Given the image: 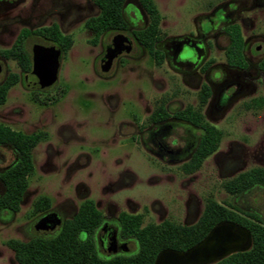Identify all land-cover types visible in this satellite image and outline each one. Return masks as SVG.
Here are the masks:
<instances>
[{
  "label": "rangeland",
  "instance_id": "1",
  "mask_svg": "<svg viewBox=\"0 0 264 264\" xmlns=\"http://www.w3.org/2000/svg\"><path fill=\"white\" fill-rule=\"evenodd\" d=\"M225 1L153 0L162 40L169 43L194 34L201 17ZM249 3L254 5L241 13L245 21L241 30L251 42L253 35L264 34V0ZM97 14L92 0H0V50L10 48L20 30L51 24H57L73 42L61 54L58 75L50 88L39 92L26 87L25 74L15 61L0 56V85L10 74L19 76L0 105V124L27 135L43 133L32 150L33 171L27 177L19 211L0 214V264H17L4 246L7 240L28 241L37 236L32 226L39 216L34 215L33 204L40 197H47L51 211L62 217L71 216L81 201L89 199L102 212L116 207L141 214L144 224L170 221L183 226L195 224L207 199H213L255 213L264 224V188L230 196L222 186L241 172L264 168V110L243 108L250 99L264 95L262 74L246 80L249 91L255 87L253 92L225 102L215 113L208 99L202 109L204 120L222 131V138L200 169L186 175L180 166L187 161H171L169 155L160 158L150 150L157 152L161 146L181 151L200 131L169 120L173 126L151 141L150 115L160 104L171 115L188 106L196 108L201 87L225 79L227 41L219 37L221 47H216L215 40L207 38L208 48L197 65L164 60L157 67L132 36V31L147 23L138 0H125L128 30L106 32L93 45V33L84 23ZM117 34L127 37L131 48L114 60L109 72L102 73L100 60ZM35 45L52 47L30 36L25 41L30 58ZM157 49L162 51L160 45ZM195 56L194 50H188L180 59L194 60ZM231 90L223 88L222 96L229 97ZM15 158L11 148L0 147V168Z\"/></svg>",
  "mask_w": 264,
  "mask_h": 264
},
{
  "label": "trees",
  "instance_id": "2",
  "mask_svg": "<svg viewBox=\"0 0 264 264\" xmlns=\"http://www.w3.org/2000/svg\"><path fill=\"white\" fill-rule=\"evenodd\" d=\"M98 14L88 18L84 27L93 33L91 43L96 45L99 38L106 32H125L128 24L123 16L125 0H92ZM147 17L146 25L132 31L135 42L146 49L157 67L164 61L163 53L156 48L162 39L160 15L153 0H138ZM226 32L230 44L224 53L225 62L232 67H245L242 56L243 40L237 25L229 26ZM36 36L50 43L61 54L65 55L73 42L70 35L63 34L57 24L35 30L22 29L10 48L0 50V56L15 61L23 74L31 71V59L25 49V41ZM19 80L16 74H10L0 85V105L6 101L9 89ZM39 92V91H38ZM199 103L196 108L188 106L174 113L203 131L199 145L190 160L180 166L181 171L192 174L200 169L203 161L219 147L222 131L204 120L202 109L210 96L207 85H203L198 94ZM249 110H264V96L250 99L243 104ZM169 117L167 109L160 104L150 115L152 123H159ZM43 137V133L23 134L0 124V145L10 146L16 153V161L1 175L4 193L0 197V212L7 210L18 212L20 202L27 189V177L33 171L32 150ZM223 188L230 196H237L253 187L264 188V168L254 167L241 172L223 183ZM50 208L47 197L38 198L33 204L34 215L43 213ZM100 219L92 200H85L79 205L77 214L67 220L61 231L53 238L35 237L27 242L14 239L7 240L4 246L13 253L17 264H153L162 250L185 251L199 241L220 222H231L246 229L252 238L251 248L243 253H236L215 264H264V224L261 218L251 212L239 210L227 204L222 205L213 199H207L197 222L191 226L163 221L159 224H147L141 227L142 215H120L123 232L133 235L139 244L138 252L132 257L116 258L101 262L91 245L78 242L79 232L91 233Z\"/></svg>",
  "mask_w": 264,
  "mask_h": 264
},
{
  "label": "flooded vegetation",
  "instance_id": "3",
  "mask_svg": "<svg viewBox=\"0 0 264 264\" xmlns=\"http://www.w3.org/2000/svg\"><path fill=\"white\" fill-rule=\"evenodd\" d=\"M250 5H254V3L250 4L249 0H227L225 2H222L213 7L210 13H206L201 17L198 25L194 30V34L189 33L177 40L170 41L169 43H165V41L162 39L156 43V48L157 45L161 46V52L164 55L165 61H172L174 64L179 65H183V63L186 62L187 66L189 67L191 65H197L200 62V54L204 52L206 48H208L207 42L205 41L209 37H212L215 40L214 44L216 47H221L220 42L217 39L222 36L227 41V44L224 48L225 53L230 44V39L226 32V29L232 25H237L239 27L243 40L242 56L245 62V67H232L226 63L228 71L226 73L225 79L212 82L211 85L205 84L210 90V96L208 99H211L209 106L212 113H215V111H219L225 102H229L234 98H237L238 96H244L249 92H253L255 90V87H252L251 91H249L246 87V80L249 77L261 73V83L264 85V34L253 35V37L251 38L252 41L248 42L244 39L241 30V25H244L245 22L243 19H241V13L247 7H251ZM238 22H240L241 24ZM253 42H256V44L254 45ZM188 50L195 51L196 56L194 60L182 61L180 57ZM177 58L179 59V62L175 61ZM223 88H226L227 90L232 89L230 92L231 95L229 97L222 96ZM167 112L169 114L168 110ZM169 120L176 122V125H189L196 131H200V135L198 137H193L194 140L188 142L187 146L181 151H167L165 148L159 146L157 152H152L151 150L150 152L160 158H162L164 155H169L172 158L171 161H188L191 159L195 150L197 149L203 131L200 127L193 126L181 118H176L174 117V114H169V117L164 121H161L159 123L151 122V126L157 127L156 131H151L153 127L149 126V138L151 141L157 136L165 135L163 132L168 131L171 126H173V124L168 123ZM173 143H175L174 140H172L171 144L174 145ZM0 147H7L9 149L11 148L8 145H0ZM16 158L10 165L4 168H0V197L4 193V186L1 180V175L16 161ZM85 200L81 201L80 204ZM92 202L96 210L100 212L99 222L91 233L79 232L77 235L78 242L86 245H91L96 254V257L101 262L114 260L116 258L135 256L139 249L138 241L133 235L123 232L120 215L122 213L130 216L139 214H134L130 211H119L116 207H113V210H110L108 208L107 211L102 212L98 209L99 204L95 203L94 201ZM79 205L74 213L69 217H62L59 214L51 211L50 208L43 213L37 214L39 217L35 224L32 226V231L37 236H34L33 238L39 237L48 239L56 236L61 231L64 223L67 220H71L77 214ZM4 211L7 210L1 211L0 214ZM44 218L48 219H46L47 221L44 225L48 228V230H34V227ZM145 225L147 224H144L142 219L141 227Z\"/></svg>",
  "mask_w": 264,
  "mask_h": 264
},
{
  "label": "water",
  "instance_id": "4",
  "mask_svg": "<svg viewBox=\"0 0 264 264\" xmlns=\"http://www.w3.org/2000/svg\"><path fill=\"white\" fill-rule=\"evenodd\" d=\"M130 48L131 41L124 35L117 34L104 51L100 71L109 72L114 60ZM30 59L31 71L23 78L26 87L32 91L50 88L58 75L61 53L53 46L35 45ZM46 219H42L34 230H48L44 226L48 220ZM251 244L252 238L246 229L231 222H220L201 241L185 251L162 250L153 264H215L230 255L248 251Z\"/></svg>",
  "mask_w": 264,
  "mask_h": 264
}]
</instances>
